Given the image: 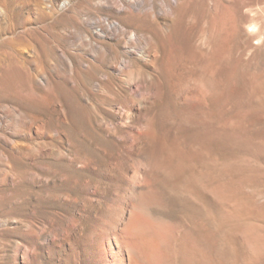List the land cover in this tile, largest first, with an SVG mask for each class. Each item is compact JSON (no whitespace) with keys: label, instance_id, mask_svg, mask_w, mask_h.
I'll use <instances>...</instances> for the list:
<instances>
[{"label":"rangeland","instance_id":"rangeland-1","mask_svg":"<svg viewBox=\"0 0 264 264\" xmlns=\"http://www.w3.org/2000/svg\"><path fill=\"white\" fill-rule=\"evenodd\" d=\"M100 1L0 0V264L62 263L39 255V214L70 226L77 212L75 237L117 225L135 174L170 232L168 264H264V0H244L262 14L247 32L242 0L186 2L169 32L149 28L154 71L100 39L142 67L132 84L103 80L112 71L91 56L77 63L80 34L115 16Z\"/></svg>","mask_w":264,"mask_h":264},{"label":"bare ground","instance_id":"bare-ground-1","mask_svg":"<svg viewBox=\"0 0 264 264\" xmlns=\"http://www.w3.org/2000/svg\"><path fill=\"white\" fill-rule=\"evenodd\" d=\"M188 1L190 0L100 1V7L108 9L115 16L90 21V26L97 28L94 34L79 33V39L73 44L74 50L78 54L77 63L79 67L88 69L90 64H88L89 60L85 56H91L93 61L101 65L107 64V68L112 71L103 73L100 76L103 80L111 81L117 78L128 84L137 82L141 77L142 67L136 66L134 69L132 59L118 55L113 48V50L109 48L105 50L107 47L103 49L100 39H109L118 43L128 55L142 60L148 70H157L161 59L160 45L149 28L156 23L157 29L166 34L174 23L177 14ZM223 1L228 5L231 4V0ZM67 4L69 3L63 2L62 6L66 7ZM246 8L247 5L242 0L237 7L235 19V26L239 32H247L252 26L253 29L256 28L257 22L261 20L262 14L260 12ZM129 18L137 22L138 29L132 30L125 23V20ZM161 19H164L163 21L166 19L167 23L164 25L159 23L158 20ZM109 54L112 57L107 60ZM70 62L71 66L74 65V61L70 60ZM17 124L20 123L17 122ZM80 163L83 168L87 167L86 162ZM138 179L139 176L135 174L133 180L129 181L126 186L127 191L125 192H128L132 197V202L119 207V223L112 225L107 221L100 222L99 227L92 230L89 236L85 237L83 233L84 237H75L72 234L73 229L79 228L82 223V218L76 215L77 212L72 213V215L69 214L71 216L70 226L65 223L66 221H63V217L58 213L54 212L55 214L51 216L49 221L43 219L39 214V255L46 254L44 252L46 251L50 257L58 256L62 262L59 264H168L165 245L168 244L170 232L161 226L154 225L150 219L145 196L147 188ZM66 197L68 200L71 198L69 194ZM74 234L76 235V233ZM42 237L48 238L45 244L41 243ZM51 260L53 261V258ZM48 261L47 263L46 261L43 262L49 264Z\"/></svg>","mask_w":264,"mask_h":264},{"label":"clouds","instance_id":"clouds-1","mask_svg":"<svg viewBox=\"0 0 264 264\" xmlns=\"http://www.w3.org/2000/svg\"><path fill=\"white\" fill-rule=\"evenodd\" d=\"M134 163H138L140 167L143 168H147L149 166L148 161L147 162H134Z\"/></svg>","mask_w":264,"mask_h":264}]
</instances>
